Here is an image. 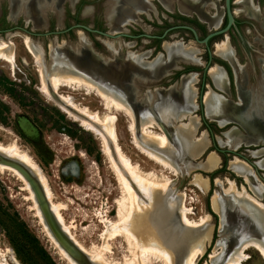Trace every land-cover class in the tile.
<instances>
[{
	"label": "rangeland",
	"instance_id": "obj_1",
	"mask_svg": "<svg viewBox=\"0 0 264 264\" xmlns=\"http://www.w3.org/2000/svg\"><path fill=\"white\" fill-rule=\"evenodd\" d=\"M150 1L154 3L153 5L158 11H164V6L159 2L160 0H147V2ZM214 1L216 0H212L211 5H205L209 14H213L220 9L222 10V8L219 7V5H222V0H217L216 3H214ZM237 1L238 0H234L235 4L233 5V10L235 14L239 15L244 8ZM49 2L50 1L47 0L44 4L43 0H0V27L20 25L35 32H46L49 30H61L75 22H79L90 27L97 25L106 31L111 29L107 22L108 15L112 12L114 4H116L115 0H58L57 4L60 8L59 15L53 12V10L48 9ZM254 3L257 5L256 1ZM29 6L36 7L40 13H42L43 10L46 11L43 14L45 23L42 26H34L32 18L26 10ZM263 8L264 1L261 4V9ZM137 13L138 12H136L135 15ZM150 14L148 13L147 15L149 18L154 16L152 15L153 13L150 12ZM262 14L264 15V12ZM137 20L126 22L125 24L128 25H126V27H144L149 30ZM251 25L252 28L244 26L245 40L249 43H256L246 44V48L243 44H236L238 48L236 57L240 65H246V67H248V84H246V87H248L247 89L249 91L254 93L255 87L258 85V77L262 78L264 74V63L260 61V59H264V44H259V42H257L259 34L261 38H264V25L261 29L255 21H253ZM111 32H114V30ZM79 34L86 37L94 55L107 62L114 60V54L110 51L109 44H106V42L109 41L107 38L89 33L81 28H72L68 32L62 34H49L46 36H33L21 30H13L4 35L0 34V42L10 41L9 43L12 44L15 53V59L12 63L0 58V144L6 146L15 143L19 150L25 151L39 166L51 192L50 200L53 203L62 204L63 207L61 206L58 211L63 218L64 224L70 226L68 230L75 241L79 243L78 249L80 248L79 250L82 253H86L89 257V259H87L84 253L83 255L82 253L79 254L76 259L74 258V260L79 261V264H135V262L138 264V257L135 259L137 256V254H135L137 245L149 248L151 245L150 242L147 243L148 240L156 242L154 239L142 241L136 239L134 235L132 239L130 237V240H127L122 234L113 235L111 238H104V234H107L108 228L105 227L107 222L104 223L102 220L117 221V213L122 204L126 202V206L129 204L132 206L133 203L134 206L136 204L138 205V207L137 205L135 208L133 207L134 209L131 207V212H134L132 213L133 215H130V221L132 216L136 213L143 214L147 212V210L149 212L150 208L148 205L153 204V201L144 199L143 196H140L138 191L135 192V203L133 198L131 199L128 192H126L127 187L124 186L120 179V172L126 173V168H123L120 166L121 164L117 162L119 156L126 158L129 161V167L134 169L136 173L139 172L142 176L153 181H167V187L169 186L170 190L175 195L180 192L185 194V203L192 211L186 218L191 221L190 224H193V222L197 224H186V220H182L177 213V205H175L176 207H171L172 209H169L170 206L166 205V211L164 214L162 213V218L165 220L162 219L163 222L160 223V225L165 224L164 226L161 225L160 230H163V232L165 230L166 232L182 227L186 230L189 229V236L192 237L194 233L196 235L200 234V231L197 230L199 228L196 227L199 224V220L209 216L211 235L209 240L206 238L203 240V253L197 257L195 264H218L219 262L214 263L211 260L210 254L217 249L220 251L218 261H221V259L228 254L231 247L229 246V248L223 252L222 247L218 249L216 246L220 238L219 216L217 215L216 219L208 212V207L211 208L210 197L215 190L219 189L215 179L218 178L221 180V188H227V181L232 180L240 191L246 190L249 195H252V192L248 188L243 177L236 174L229 167L230 161L235 158L242 162L244 161L235 154L217 153L211 143L207 128L201 121L199 107L197 105L198 94L196 93L198 91L200 72H190L196 74L193 84L195 90V106L189 115L190 117L183 118L176 123H186L188 119L191 121L197 120V128L191 136L198 137L200 133L204 131L208 144L200 154H196L192 157L189 162L190 165L186 166L185 173L178 175L176 171L173 172L171 168L164 166L159 161L156 162V160L142 152L141 149L136 146L134 134L129 127L131 124H134L136 114L133 113V110L138 104L137 98L140 99V96L137 95L140 84L145 85V89L148 90L146 92H152L149 91V89L153 88L155 84L157 89L161 87L162 90H160V95L158 97V99L161 100V98L165 97V87H176L180 82H174L172 85L166 86L169 85V82H166L164 79L158 82L155 80L159 79L155 78H148L146 80L135 79L134 81H130L128 86L130 88L128 90L131 98L130 104L133 108H128L130 114L127 113L128 110H117L112 107L106 108L103 97L98 95V93L90 87L84 85L75 86L74 84L60 86L59 91L61 93L70 95L76 104L86 107L90 112H97L100 117L110 113L115 115L116 147L119 148H116L117 150H115V146L111 147L110 150L106 149L107 146L99 135L81 126L78 121L68 116V114L59 108L52 99L41 91V79L39 75L40 65L24 47V39L29 38L39 46L43 53L44 61L48 64L50 62L49 57L51 56L50 48L53 43L60 46L62 43H69L71 45L76 44L79 40ZM92 40L98 42L94 44V48L93 44H90ZM225 40L227 41V39H223L222 41ZM233 41L235 42V39H233ZM143 45L144 44H137L129 47L124 46L126 49L123 48V52L132 53L135 51V54L143 57V54H138L143 51ZM215 45L211 46L212 51L215 50ZM232 45L234 46V44ZM191 46L195 47L196 51L198 48L201 53L203 52L202 45L190 44V47ZM217 57L223 59L219 54H217ZM146 59H149V57H146ZM143 60L145 61L144 57ZM230 70L233 78L231 93L227 94L223 89H217L213 86L209 88V82H206V86L208 87L205 88V93L208 90H212L217 95L231 102L238 101L232 65ZM205 117L206 121L212 124L213 138L217 146L221 148L230 147L226 143L227 137L225 136V132L232 127L240 131L243 136H247V131L241 124L228 122L224 125H220L215 119L209 118L206 111ZM210 120H215V122L212 121V123ZM147 123L148 122H146V124ZM150 125L152 126L149 128L150 134L158 133L156 135H163L164 129L162 124H160V126L154 122V124L152 123ZM233 149L239 151L253 161L261 177L264 178V166L258 164V162L264 158V143L241 144ZM164 150L167 152L170 151L168 148ZM111 151L115 153L112 154L116 157L112 158L113 162L110 158L111 156H109L111 155ZM209 152H215L219 156L220 162L215 169L206 171L198 165L204 163ZM116 153H118L119 156ZM224 158L226 160V171L215 174L211 179L209 174L222 166ZM117 163H119V165ZM5 166L6 165L3 167L4 169L0 170V264H72L61 254L58 250V246L55 245L56 243H54V240L52 241L47 233L45 222L37 207L38 203L32 179H26V173L23 175L34 194L36 202L30 197V191L27 189L25 181L12 172V168ZM116 169H120V171ZM232 174L239 178H233ZM197 177L207 179L208 184L205 190H200L192 184L193 179ZM253 177L254 181L264 186V180L254 171ZM34 178H36L35 175L33 176V179ZM242 186L245 189H240ZM157 190L162 192V194L165 193L161 187H158L155 191L158 192ZM260 201L264 202V200ZM128 221L129 219L127 222ZM215 222L218 224L217 234L216 239L212 241ZM235 224L239 225L237 222ZM246 224L250 233L255 234L256 226L251 222H246ZM162 227L164 229H162ZM178 241L181 244L178 245ZM196 241L197 239H190L188 241L183 239L182 242L180 239L172 241V250H166L163 244L157 243L156 246L160 247H158V249L162 251L161 254L163 255L161 256L163 258L149 256L148 262H142V264H183L184 261L182 260L186 259L185 256L188 255L187 253L189 251V254L193 252L191 249L192 247L193 249L195 248L193 244H195ZM106 243L109 246V250L103 251L102 247ZM140 243L144 244L141 245ZM207 249L208 251L206 252ZM245 252L248 254V258L240 264H264V258H262L259 252L253 247L247 248ZM95 255L97 257L99 255L100 257H94ZM140 263L141 261L139 264Z\"/></svg>",
	"mask_w": 264,
	"mask_h": 264
},
{
	"label": "bare ground",
	"instance_id": "obj_2",
	"mask_svg": "<svg viewBox=\"0 0 264 264\" xmlns=\"http://www.w3.org/2000/svg\"><path fill=\"white\" fill-rule=\"evenodd\" d=\"M43 1L44 4L47 2V0ZM48 1H50L48 9L53 10V12L59 15L60 8L57 4L58 0ZM208 1L212 0H160L162 5L166 8L170 9L172 7L173 2H175L178 8L184 11L193 7H197L198 5H201L203 7ZM237 2L243 6L244 10L248 15L258 18V9L252 4L251 0H238ZM115 3L116 4H114L112 12L108 15V22L112 30L120 28L123 23L125 24L128 21L130 22V20H135L136 12H146L152 8L149 2H147V0H115ZM26 10L29 12L34 26L40 27L45 23L43 15L46 12L45 10L40 13V11L36 9V7L30 6L27 7ZM219 18L220 11L217 10L212 16V18H210V23L217 24ZM9 42H0V58L12 63L15 59V53L12 44H10ZM23 44L26 50L34 57L36 62H38L40 65L39 75L41 79V91L47 97L52 99V101H54L59 108H61L65 113H67L68 116L78 121L81 126L99 135L100 138L106 144V149L109 150L111 149V147L114 146L115 150L119 149L116 147L117 138L115 131V115L110 113L104 115L103 117H100L97 112H90L86 107H82L76 104L70 95L61 93L59 91L60 86L74 84L75 86L84 85L90 87L92 88V90L98 93V95L103 97L106 108L112 107L117 110L124 109L126 111L129 107L132 108V105L130 104V92L128 90L130 88L128 87L130 80H138L140 77L144 78L147 76L152 78H158L159 76L164 74L170 67L176 66L177 62H180L181 59L195 60L193 57L194 49L190 50L189 48L183 47L184 45L182 46L181 44H164V48L167 53L166 58H163L161 55H158L151 62L147 63L143 61L141 55H137L135 53H128L125 50L124 51L126 53L123 52V48L125 45L111 44L108 42L110 51H112L114 54V60H111V62H107L106 60H103L98 56L94 55L90 45L86 40V37L82 34H79V40L76 44L71 45L69 43H62V45L60 46L56 45V43H53L50 48V62L47 64L44 61L41 49L35 42L30 40L29 38H25ZM262 44H264V41H262ZM215 46V52L221 57L229 60L232 65L235 78L234 81L237 85L238 90V101H236L234 105H232L225 100L217 102L214 98H212V102L208 100V102L211 103L208 104V108H206L209 115L217 117L220 122L230 116H235L247 130V136L243 137L239 135L235 130H228L230 132L227 133L226 143L229 146L236 147L240 142H244L245 144H256L258 142L264 143V74L262 78L258 77V85L255 87L254 93H252L247 89L248 87H246V84H248V67H246V65H240L238 63L236 56H234L233 50L230 47V44H228V41L225 40L220 44H216ZM260 61L264 63V59H260ZM216 69L217 67H215V70ZM213 70L214 69L212 68V73H214ZM214 75L216 82L221 83L222 76L218 73V71H216ZM207 93L209 94V92ZM151 94H154V92H152ZM215 96L218 95L216 94ZM190 100L191 98L189 84L188 82L184 81L177 93H169V97L161 98V100H159L158 98H156V101H153V98L147 102H144L143 100L142 104L140 106L139 104H137L136 108H134L133 110V113H135L136 115L134 114L135 119L133 118L134 124H131L129 128H131L132 133L134 134L133 136L136 146L140 148L142 152L146 153V155L156 160V162L159 161L164 166L171 168L173 172H180L182 169L185 170L186 166L190 165L189 162L192 159L194 152L200 151L205 145L204 138H192L191 135L195 131V125L193 123H187L186 125L184 123L185 127L179 128L175 127V125L170 124L171 122H168L172 120L171 116H175L180 109L185 110L187 109V107L190 108ZM149 102H151V105H153L152 108H149ZM129 111L130 110H128L127 113H129ZM155 112L159 117H161L162 120L160 121H163L166 125V136L156 135L158 133H149L150 130L148 127L150 126V124H154V122H157L154 117ZM146 122L148 123L146 124ZM223 124L224 123L222 122V125ZM166 148L170 149V151L167 152L166 150H164ZM112 153L115 154L113 151H111V155H109L111 156V160L113 157L116 158L115 155H113ZM0 154L2 155L0 156V170L4 169V165H6L5 167L9 166L10 168H12V172H14L16 175H18L21 179L25 181V185L27 189H29L31 195L30 197L32 199H34V194L26 180L27 178L25 179L24 176L12 166L11 161H16L22 164L34 173L41 187V191L48 201V208L53 213V216L56 222L58 223L59 227L67 235L68 239H70L71 242H73L77 247H79V243L75 241L72 234L68 230L70 226L64 224L63 218L58 211L62 204L53 203L50 200L51 192L46 183L45 177L42 175L39 166L32 159V157L29 156L25 151L19 150L18 146L15 143L6 146L0 144ZM116 154L119 156L118 153ZM118 158V161H116L121 164L120 166L126 168V173L120 172V179L122 180L121 182H123L124 186L127 187L126 192H128L131 199L133 198V201L135 202V192L138 191V193H140V196H143L144 199L153 201V204L148 205V207L150 208L149 212L148 210L147 212H145L144 210L145 213L143 214L136 213L134 216H132L131 221L130 215L134 211L131 212L132 210L130 209L131 207L132 209H134L137 204L134 206L132 200V206H130V204L126 206V202L122 204L121 208H119L120 210L117 213V221L112 222L110 220H102L104 223L107 222L105 227L108 228L107 234L103 233L104 238H111L113 235L122 234L123 236H125V238H127V240H130V237L132 239L133 235L136 236V239L142 241L146 239H154L156 242H152L149 240L147 241V243L150 242L151 245L149 246V248L137 245L135 253L137 254V256L135 257V259L138 257V261H141L140 264H142V262H148L149 256H154L157 258L162 257V251L158 249L159 246H156L157 243L163 244L166 247V250H172V241L180 239V241L182 242L183 239L187 241L190 239H197L195 244H193L195 246L194 249L191 245V250H193V252L189 254L190 251L188 250V255L185 256L186 259L184 258L185 260H182L184 261L183 264H195L197 257L203 253V240H205V238L209 240V237L211 235V223L209 221L210 219L208 218V216L201 218V220H199L198 226H196L199 228L197 229L200 231L199 235H196L194 233L193 236L190 237V232L188 231V228L190 227L187 228L188 230L183 229L182 227H175L176 229L173 231L165 232L164 230L163 232V230L160 229L161 225L164 226L165 223L161 225L160 223L163 222L162 219L164 218H162V216L166 211V205L170 206L169 209L171 207H176L175 205H177L176 209L178 212H176L180 215L182 220H186V224H190L191 221H189L186 217L188 214H191L192 211L189 207H187L185 203V194L183 192H180L175 195L170 190L169 186L167 187V181L161 182L147 179L146 177L142 176L139 172L136 173L134 169H131L129 167L130 165H128L129 161L126 158L120 156ZM119 163L117 164L119 165ZM215 164V159H213V157H208L205 164L203 165V168L209 170L213 168ZM230 166L235 172L244 176L245 180L247 181L249 187L254 192V194L261 195V190L264 188V186L261 183L254 181L253 171H251L250 167L247 164L237 160V162H231ZM120 169L116 170L120 171ZM192 184L200 190H205L207 187L205 178H194ZM229 186L230 187H228V189L223 192L224 195L217 193L216 191L215 195L212 198V206L216 211L219 212L217 213L220 214L221 220L219 222V230L223 232L229 226L234 225V227H236V230L238 231V240L234 241L235 245H232L230 242L231 248L228 254H226L225 258L221 259L220 263L240 264L242 261L248 258V254L245 252V250L249 247H254L264 257V239H262V237L259 235L256 236V234L250 233L246 224V222H251L255 225L253 221L254 219L259 217L264 218L262 204L255 200L253 196L247 195L244 191L237 192L233 185ZM158 187H161V189L164 190L165 193L162 194V192L158 190V192H156L155 190ZM219 194L222 197L224 196L226 200L224 203L219 197ZM128 219L129 221L127 222ZM236 222L239 225L235 224ZM44 224L49 237L52 239V241L54 240V243H56L55 245L58 246V250L61 252V254L65 256L72 264H79V261L74 260V258L70 257L69 254L61 247V245L54 238L46 223ZM195 224L193 222L192 225ZM162 229L164 228L162 227ZM179 244L181 243L178 241V245ZM220 245L223 249V252L229 248V244L226 240H218V243L216 245L217 248ZM102 249L103 251L109 250L108 244L106 243L102 247ZM211 256H214V263L219 262L218 258L220 257V251L217 252V250H215L214 253L211 254ZM94 257L97 256L95 255ZM98 257L100 256L98 255ZM138 261L137 263L139 264Z\"/></svg>",
	"mask_w": 264,
	"mask_h": 264
},
{
	"label": "flooded vegetation",
	"instance_id": "obj_3",
	"mask_svg": "<svg viewBox=\"0 0 264 264\" xmlns=\"http://www.w3.org/2000/svg\"><path fill=\"white\" fill-rule=\"evenodd\" d=\"M252 4L257 7L259 16L254 17L251 15H248L244 9L241 10V14H235V11L233 10V5L235 4L234 0H231V9L233 11L234 15V24H232L229 29L226 31V33H220L218 35H214L210 37L207 40V43L199 42L194 35V32L191 30L193 28L197 34V37L199 39H203L208 33L219 30L221 28H224L227 24V16L224 10V0H222V5H219L220 9V18L217 24H211V20L209 18H212V16L215 14H209L206 10L205 6L198 5L197 7L190 8L188 10H180L175 2H173L172 7L166 8L164 7V11H158L154 7V3L151 1L149 2L151 4V9L148 10V12H139L136 14V19L132 21H136L137 19L146 26L149 30L145 29L144 27L136 28L134 26L126 27L127 24H123L120 28L114 30V32H111L113 30H104L102 27L94 25L93 29L103 31V32H110L112 34L111 37H106L103 34L99 32H89L94 33L96 35H99L101 37L107 38L111 44H123L126 47L137 45V44H144L143 45V51H141L138 54H143V57L145 61L151 62L157 55L161 54L163 58L167 56L166 51L164 50V44H182V45H189L190 44H200L202 45V53L197 48V51L195 52L194 56L198 59L197 62H178L176 66L170 67L168 70V73L161 77L159 80L155 81H161L164 79L166 82H169L170 86L174 82H180L182 76L190 74L191 71L200 72L199 74V85L197 88V96H199L201 93L205 94V88L206 82H209V88L210 86L215 87L214 83L212 82V79L210 78L208 74V69L205 70V67L207 64L210 66H213L214 64L221 65L223 69L227 73L228 81L225 87V90H223L225 93L229 94L232 92V76H231V64L229 60L226 58H218L217 54L215 53V50H211V46H214L218 42H221L223 39H227L228 44H230V47L233 50L234 56H236L238 52V48L236 44H243L246 48V44H254L256 42L249 43L245 40V32H244V26L247 28H252V22L255 21L258 23L259 28H263L264 25V15L262 14L264 12V8L261 9V4L264 0H251ZM257 2V5L254 2ZM160 2V1H159ZM214 1V3H216ZM212 1H208L205 3V5H211ZM220 3V2H219ZM221 4V3H220ZM245 11V12H244ZM153 13V17L149 18L147 15ZM151 15V14H150ZM146 16V17H144ZM137 20V21H138ZM131 21V22H132ZM79 22H75L71 25H74ZM109 23V22H107ZM82 24V23H81ZM71 25L67 26L66 28L70 27ZM109 25V24H108ZM130 25V24H129ZM14 26H20V25H13L9 27H0V34H6L7 32H12L13 30H21L25 32L23 29L16 28ZM128 26V25H127ZM14 27V28H13ZM23 27V26H21ZM110 27V26H109ZM64 28V29H66ZM77 28V27H75ZM72 29V28H71ZM69 29V30H71ZM259 29V30H260ZM68 30V31H69ZM83 30V29H82ZM51 31V30H49ZM66 31V32H68ZM86 31V30H85ZM27 33V32H26ZM65 33V32H64ZM62 34V33H61ZM122 34V35H118ZM227 34V35H226ZM258 34V33H257ZM256 34V35H257ZM235 39V42L233 41ZM233 41V42H232ZM262 41H264V38H261L260 34L257 37V42L259 44H262ZM223 42V41H222ZM97 41H91L90 44H97ZM208 44V46L204 45ZM234 44V46L232 45ZM195 48V47H194ZM208 48L211 50V56L208 53ZM133 51L132 53H134ZM142 57V59H143ZM146 57H149V59H146ZM237 61L238 58L236 57ZM144 61V60H143ZM239 63V62H238ZM188 73V74H187ZM194 74V73H193ZM196 75V74H195ZM130 80V81H134ZM130 84V83H129ZM140 84V83H139ZM145 85L140 84L138 88V94L143 95L147 89L144 87ZM161 86V85H160ZM169 87H165V89H168ZM216 88V87H215ZM164 89V90H165ZM218 89V88H217ZM156 90H162V88L158 87L155 84V86L149 91H156ZM200 114L201 110L199 109ZM206 120V119H205ZM211 122H215V120H210ZM212 122V123H213ZM205 126L206 124L202 122ZM208 126L212 130V124H209L207 121ZM242 177V176H241Z\"/></svg>",
	"mask_w": 264,
	"mask_h": 264
},
{
	"label": "crops",
	"instance_id": "obj_4",
	"mask_svg": "<svg viewBox=\"0 0 264 264\" xmlns=\"http://www.w3.org/2000/svg\"><path fill=\"white\" fill-rule=\"evenodd\" d=\"M182 45V44H181ZM183 46V45H182ZM183 47H185V48H189L190 50L191 49H194V51H193V57H194V59L195 60H188V59H181L180 60V62H197L198 61V59L197 58H195V56H194V54H195V52H196V49L193 47V46H191V47H189V45L187 46V45H184ZM164 50H165V48H164ZM166 51V50H165ZM216 53V52H215ZM166 58V57H165ZM155 59V58H154ZM197 60V61H196ZM179 62V61H178ZM177 62V63H178ZM231 64V63H230ZM215 67H217V69L215 70ZM215 67H214V65L209 69V71H208V73H209V76H210V78L212 79V82L214 83V85H215V87L216 88H218V89H225V87H226V84H227V78H226V75H225V73L223 72V70L220 68V67H218L217 65H215ZM214 69L213 70V72L214 73H212V71H211V69ZM170 69V68H169ZM168 69V70H169ZM168 70L164 73V74H162L161 76H159L158 78H155V79H160L161 77H163V76H165L167 73H168ZM216 71H218V73L222 76V82L221 83H218V82H216V79H215V72ZM225 77V78H224ZM233 77H234V73H233ZM148 78H151V79H154V78H152V77H144V78H142V77H140L139 79L140 80H143V79H148ZM195 78H196V76H195V74H188V75H184V76H182V78H181V80H180V83H179V85L178 86H176V87H173V86H171L170 88H168V89H166L165 91H164V93H165V97H169V93H177L178 92V90L180 89V87H181V85L184 83V81H186V82H188V84H189V89H190V98H191V100H190V108H188L187 107V109H180L179 111H178V113L175 115V116H171V118H172V120H170V121H168L170 124H172V125H175V127H179V128H184L185 127V125L188 123H193L194 125H195V130H196V128H197V120L196 121H191V120H187V122L185 123V125H184V123H176V122H178V120L180 121V119H183V118H189L190 116V114H191V112H192V110H193V107L195 106L194 104H195V102H194V98H195V91H194V89L192 88L193 87V84H194V81H195ZM214 79V80H213ZM234 80H235V78H234ZM224 81H225V83H224ZM235 82V81H234ZM235 86H236V91H237V95H238V90H237V85H236V83H235ZM207 92H209V94L207 93ZM206 93H205V95H204V98H203V100H205L204 101V103H205V109L206 108H208V104H210L211 102H212V98H214L217 102H220L221 100H225V101H227V102H229L230 104H232V105H234V103L235 102H231L230 100H228V99H225V98H223V97H221V96H215L216 95V93H214L212 90H208ZM148 93V94H147ZM152 92H145L143 95H138V92H137V95L138 96H140L141 98L140 99H138V104H139V106L142 104V102H143V100H144V102L146 101H150L152 98H153V101H156V98H158L159 97V95H160V90H158V91H156V92H154V94H151ZM151 94V95H150ZM211 94V95H210ZM152 96V97H151ZM150 97V98H149ZM209 97V98H208ZM218 97V98H217ZM149 98V99H148ZM213 99V100H214ZM208 100H210L211 102L209 103L208 102ZM193 102H194V104H193ZM149 104V108H152V106L153 105H151V102H149L148 103ZM192 104V105H191ZM206 111V114H207V116L209 117V118H211V119H215L219 124L221 123V125H222V122L224 123V124H226V123H228V122H235V123H238V124H241L240 123V121L235 117V116H230V117H228V118H226V119H224L222 122H220L219 121V119L217 118V117H215V116H212V115H209V113H208V111H207V109L205 110ZM180 114V115H179ZM182 115H184V116H182ZM180 116H182V117H180ZM155 119H156V121L157 122H155V123H157V124H162V126H163V129H164V131H163V135H165L166 136V132H167V129H166V125L164 124V122L163 121H160V120H162L161 119V117H159L157 114H156V112H155ZM176 118H177V120H176ZM174 120V121H173ZM172 122H174V123H172ZM164 124V125H163ZM180 124V125H179ZM223 124V125H224ZM242 125V124H241ZM161 126V125H160ZM243 126V125H242ZM152 126L150 125L148 128H151ZM244 127V126H243ZM245 128V127H244ZM231 130H235L239 135H241L242 137H243V135L241 134V132L240 131H238V130H236L235 129V127H232L231 129H230V131ZM230 131H226L225 132V135H226V137H227V133L228 132H230ZM247 131V130H246ZM195 132V131H194ZM193 132V133H194ZM202 134V135H201ZM244 136H246V135H244ZM192 138H204L205 139V145H204V147L202 148L203 150L206 148V146H207V137H206V133L203 131V132H201L200 133V135L198 136V137H193L192 136ZM258 143H260V142H258ZM261 143H263V142H261ZM241 144H245L244 142H240L239 144H238V146L239 145H241ZM248 144H251V143H248ZM248 144H246V145H248ZM257 144V143H256ZM231 147V146H230ZM234 148V147H233ZM200 150V151H197V152H194V154H193V156L194 155H196V154H200L203 150ZM255 153V152H254ZM208 157H213V159H215V161H216V164H215V166L213 167V168H211V169H205V168H203V165L205 164V162H206V160L208 159ZM237 160L238 161H240L239 159H237V158H235V159H233L231 162H237ZM219 162H220V159H219V156L215 153V152H209L208 154H207V156H206V158H205V161H204V163H202L201 165H198L200 168H202V169H204V170H206V171H211V170H213V169H215L216 167H218V165H219ZM230 162V163H231ZM242 162V161H241ZM230 163H229V167L231 168V166H230ZM244 163V162H243ZM260 163H262V164H260ZM258 164L260 165V166H264V158L262 159V160H260L259 162H258ZM180 169V168H179ZM231 170L232 171H234L232 168H231ZM177 172V174L178 175H181V174H184L185 173V170H181L180 172L179 171H176ZM179 172V173H178ZM235 172V171H234ZM236 174H238L237 172H235ZM238 175H240V174H238ZM240 176H242L243 177V179H244V181H245V183L248 185V183H247V181L245 180V178H244V176L243 175H240ZM204 179V178H203ZM205 180H206V185L208 184L207 183V179L205 178ZM217 180V181H216ZM215 182L217 183V185L219 186V189H217V190H215L214 192H213V194L211 195V197H210V207H211V209L213 210V211H215L216 213L218 212V211H216L214 208H213V206H212V198H213V196L215 195V193H216V191H217V193H220V194H222V195H224L223 194V192L224 191H226L227 189H228V187H230L229 185H233L234 187H235V189H236V191L237 192H240V190L236 187V185H235V183L232 181V180H228L227 181V183H228V185H227V188H221V185H220V182H221V180L220 179H215ZM231 183V184H230ZM207 188V187H206ZM241 188H244L243 186L242 187H240V189ZM248 188L251 190V188L249 187V185H248ZM245 189V188H244ZM222 192V193H221ZM247 195H249L248 193H247V191L245 190L244 191ZM251 196H253V198L255 199V200H257L259 203H261L262 204V208H263V211H264V202H261L260 200H264V188L261 190V195H256V194H254V192L251 190ZM219 194V197L221 198V200H222V202L224 203L226 200H225V198H224V196L222 197L221 195ZM256 195V196H255ZM224 205V204H223ZM232 207H233V204H232ZM258 207V206H257ZM262 208H261V210H262ZM232 209H235V208H232ZM219 213V212H218ZM217 213V214H218ZM264 213V212H263ZM263 215V214H262ZM218 216H219V222H220V214H218ZM264 216V215H263ZM208 218H209V216H208ZM261 219V220H260ZM264 218L263 217H259V218H256V219H254L253 221H254V223H255V226L257 227V229H256V232H255V234H256V236H261L262 237V239H264V220H263ZM262 221V222H261ZM263 223V224H262ZM220 224V223H219ZM233 225V224H232ZM220 229V228H219ZM238 231L236 230V227H234V225L233 226H229L225 231H223V232H221L220 230H219V233H220V238L218 239V240H226L227 242H228V244H229V246H231V244L232 245H235L234 243V241L235 240H238V233H237ZM261 233H262V235H261ZM230 242H231V244H230ZM221 247V245L218 247V249ZM254 248V247H253ZM255 249V248H254ZM217 250V249H216ZM218 251V250H217ZM258 251V250H257ZM214 253V252H213ZM213 253H211V254H213ZM211 254H210V258H211V260L212 261H214V256L212 257L211 256ZM260 254V253H259ZM261 255V254H260ZM261 257L262 258H264L262 255H261ZM225 258V257H224ZM218 264H221L220 263V261H219V263Z\"/></svg>",
	"mask_w": 264,
	"mask_h": 264
},
{
	"label": "water",
	"instance_id": "obj_5",
	"mask_svg": "<svg viewBox=\"0 0 264 264\" xmlns=\"http://www.w3.org/2000/svg\"><path fill=\"white\" fill-rule=\"evenodd\" d=\"M224 10H225V13H226V16H227V24H226V26L224 28H221L219 30H215V31H212V32L208 33L203 39H199L197 37V34H196L195 30L193 28H191V30L194 32L195 38L199 42L207 43V40L210 37H212L214 35H218L220 33H226V31L229 29V27L232 24H234V15H233V11L231 9V0H224ZM14 27L19 28V29L21 28V29L25 30V32H27V34H30V35H33V36H46V35H49V34H61V33H64L66 31H68L69 29L75 28V27L81 28V29L89 31V32H99V33L103 34L106 37H111L112 36V34L110 32L99 31V30L91 28L88 25L81 24V23H76V24L71 25L70 27H68L66 29L51 30V31H46V32H35V31H32V30L26 29L25 27H21V26H14ZM118 35H122V34H118ZM204 45L208 46V44H204ZM208 53L211 56L212 52H211V50L209 48H208ZM214 65H217L218 67H220L223 70V72L226 75L227 81H228L227 73L223 69V67L221 65H218V64H214ZM211 67L212 66L207 64V66L205 67V70L206 69L209 70ZM204 95L201 93L198 96L197 105H198V107H199V109L201 110V113H202V114H200L201 121L206 124L207 132H208V134L210 136L211 143L214 146L216 152L217 153H231V154H235L236 156H239L241 158V160H243L250 167L251 171H254L260 178H262L264 180V178L261 177V175H260V173H259V171H258V169L256 167V164L253 161H251L249 158H247L245 155L241 154L239 151H236L232 147L231 148L230 147L221 148V147L217 146V144H216V142H215V140L213 138L212 130L208 126L207 121L205 120L206 117H205V107H204V100H203ZM0 156H2V155L0 154ZM11 162H12V166H14L22 175H25V173H26L25 177L28 180L32 179V182L34 184V190H35V195H36L38 207H39V209H40V211L42 213V216H43V219H44L46 225L48 226L49 230L51 231V233L53 234V236L57 240V242L61 245V247L69 254L70 257L76 259V257L79 254H81L82 252L78 249V247L73 242H71L68 239L67 235H65V233L59 227L58 223L56 222V220H55V218L53 216V213L48 208V204H47L48 201L45 198V196L43 195V193L41 191V187H40L37 179L36 178L33 179L34 173L31 170L27 169L22 164L16 162V161H11ZM83 253H82V255H83ZM84 256L87 259H89L88 255L86 253H84Z\"/></svg>",
	"mask_w": 264,
	"mask_h": 264
},
{
	"label": "trees",
	"instance_id": "obj_6",
	"mask_svg": "<svg viewBox=\"0 0 264 264\" xmlns=\"http://www.w3.org/2000/svg\"><path fill=\"white\" fill-rule=\"evenodd\" d=\"M221 171H226V160L224 158L223 160V163H222V166L215 170L214 172L210 173L209 174V177L212 179L213 176ZM232 177L235 178V179H238L239 177L235 176L232 174ZM208 212L217 219V214L215 212L212 211L211 208L208 207ZM217 227H218V224L217 222L214 223V228H213V233H212V241H214L216 239V234H217ZM208 251V249L206 250V252Z\"/></svg>",
	"mask_w": 264,
	"mask_h": 264
}]
</instances>
